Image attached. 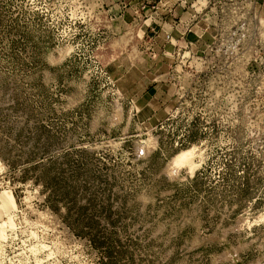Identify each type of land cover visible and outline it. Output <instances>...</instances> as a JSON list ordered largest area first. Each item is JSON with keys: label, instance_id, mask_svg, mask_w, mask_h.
I'll use <instances>...</instances> for the list:
<instances>
[{"label": "rangeland", "instance_id": "rangeland-1", "mask_svg": "<svg viewBox=\"0 0 264 264\" xmlns=\"http://www.w3.org/2000/svg\"><path fill=\"white\" fill-rule=\"evenodd\" d=\"M154 2L124 28L107 0H0V264H264V0H201L160 50ZM158 55L150 119L119 64Z\"/></svg>", "mask_w": 264, "mask_h": 264}, {"label": "crops", "instance_id": "crops-1", "mask_svg": "<svg viewBox=\"0 0 264 264\" xmlns=\"http://www.w3.org/2000/svg\"><path fill=\"white\" fill-rule=\"evenodd\" d=\"M116 1L107 0V5L109 6L110 4L108 15L113 18L112 22L116 27L122 26L125 28L122 19L132 17L134 8L138 7L137 3L140 0L132 2L131 5L129 3L130 8L122 14V19L119 16V8L115 6ZM183 1L190 2L194 0H155V7L145 8L144 15H148V19L143 29L151 31L156 35L155 49L160 50L162 47L170 49L175 42L179 43V29L176 20L179 22L187 21L193 13L200 11L201 6L199 4L201 0H197L186 11H184L183 5H181ZM147 60L135 61L126 59L119 64V69L121 71V68H124L123 76L125 80L133 79L134 83L137 80L135 86L133 85L134 90H132L135 98V109L137 114H146L151 119L157 116L161 108L165 109L164 105L167 103L165 100L170 97L171 89L157 78L165 74L171 61L167 57L160 55L156 59ZM143 62L145 63L142 64ZM122 63L128 64L124 65Z\"/></svg>", "mask_w": 264, "mask_h": 264}, {"label": "bare ground", "instance_id": "bare-ground-1", "mask_svg": "<svg viewBox=\"0 0 264 264\" xmlns=\"http://www.w3.org/2000/svg\"><path fill=\"white\" fill-rule=\"evenodd\" d=\"M191 154H192L191 150L184 151V152H182V153H180V154H178L176 156V158L174 159V162L173 163H175V164H181V163L184 164V161H186V160L188 161V159L191 156ZM5 222H3V223H5Z\"/></svg>", "mask_w": 264, "mask_h": 264}]
</instances>
